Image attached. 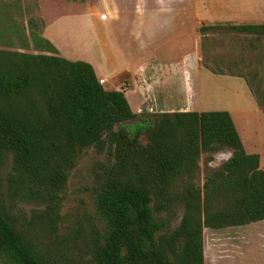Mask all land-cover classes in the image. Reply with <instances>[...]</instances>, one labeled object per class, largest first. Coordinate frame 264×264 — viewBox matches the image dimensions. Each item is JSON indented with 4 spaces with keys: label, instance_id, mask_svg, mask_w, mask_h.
I'll return each instance as SVG.
<instances>
[{
    "label": "trees",
    "instance_id": "obj_1",
    "mask_svg": "<svg viewBox=\"0 0 264 264\" xmlns=\"http://www.w3.org/2000/svg\"><path fill=\"white\" fill-rule=\"evenodd\" d=\"M216 28L264 34V23L197 31ZM89 147L108 158L93 197L101 227L88 220L64 237L89 264H202V227L264 218V171L258 155L244 151L227 111L138 117L121 91L98 83L87 62L0 49V259L6 264H50L39 238L57 229L69 170ZM221 148L230 149L229 157L197 187L200 153ZM18 202L40 208L26 217ZM177 204L178 223L159 232L165 222L153 213L172 214Z\"/></svg>",
    "mask_w": 264,
    "mask_h": 264
},
{
    "label": "crops",
    "instance_id": "obj_2",
    "mask_svg": "<svg viewBox=\"0 0 264 264\" xmlns=\"http://www.w3.org/2000/svg\"><path fill=\"white\" fill-rule=\"evenodd\" d=\"M82 1V12L72 1L40 7V38L53 49L43 53L87 62L133 113L202 111L197 82L190 83L198 65L196 26L205 14L198 0ZM201 244L202 264H264V218L202 227Z\"/></svg>",
    "mask_w": 264,
    "mask_h": 264
},
{
    "label": "rangeland",
    "instance_id": "obj_3",
    "mask_svg": "<svg viewBox=\"0 0 264 264\" xmlns=\"http://www.w3.org/2000/svg\"><path fill=\"white\" fill-rule=\"evenodd\" d=\"M63 1L67 5L70 1L74 2L75 9L82 12V0ZM198 1L205 14L201 16L203 21L196 26L198 65L196 78L190 81L192 85L197 82L194 88L197 97L194 99L198 98L199 110H225L229 113L244 151L256 153L258 167L264 171V34L255 36L222 28L210 29L204 34L197 31L200 25L264 23V0ZM48 3H52V0H0V49L31 54L45 52L37 48L44 45L36 39L37 36L41 37L39 9ZM61 40L64 42L66 39L61 37ZM78 49L74 51L75 55L82 57L81 46ZM135 113L138 117L154 114L150 111ZM131 123L123 122L124 125ZM229 155V148L200 153L193 179L195 185L201 187L205 176ZM107 159L104 152L97 153L91 147L85 148L69 170L61 192L57 229L53 234L39 238L50 264H89L86 256L67 248L64 237L79 223L87 227L88 220L97 228L101 227L95 214L93 197ZM39 208L24 202L16 204V210L26 217L32 209ZM22 215L19 217L23 218ZM180 215L181 206L178 204L174 206L172 214L153 213L155 219L165 222L159 232L176 226ZM0 264L6 263L0 259Z\"/></svg>",
    "mask_w": 264,
    "mask_h": 264
},
{
    "label": "built area",
    "instance_id": "obj_4",
    "mask_svg": "<svg viewBox=\"0 0 264 264\" xmlns=\"http://www.w3.org/2000/svg\"><path fill=\"white\" fill-rule=\"evenodd\" d=\"M97 81H98V83H100V84L102 83V79H100V78H98Z\"/></svg>",
    "mask_w": 264,
    "mask_h": 264
},
{
    "label": "water",
    "instance_id": "obj_5",
    "mask_svg": "<svg viewBox=\"0 0 264 264\" xmlns=\"http://www.w3.org/2000/svg\"><path fill=\"white\" fill-rule=\"evenodd\" d=\"M141 112H143V110Z\"/></svg>",
    "mask_w": 264,
    "mask_h": 264
}]
</instances>
